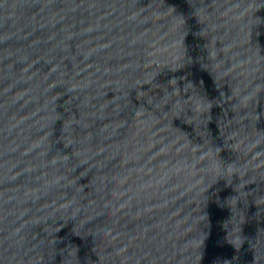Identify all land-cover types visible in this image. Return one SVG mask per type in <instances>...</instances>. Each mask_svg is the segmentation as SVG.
<instances>
[{"label":"water","instance_id":"1","mask_svg":"<svg viewBox=\"0 0 264 264\" xmlns=\"http://www.w3.org/2000/svg\"><path fill=\"white\" fill-rule=\"evenodd\" d=\"M0 264H264V0H0Z\"/></svg>","mask_w":264,"mask_h":264}]
</instances>
